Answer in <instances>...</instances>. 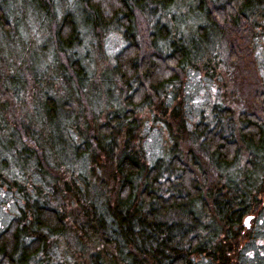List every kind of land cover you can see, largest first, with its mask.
<instances>
[{
  "label": "trees",
  "instance_id": "trees-1",
  "mask_svg": "<svg viewBox=\"0 0 264 264\" xmlns=\"http://www.w3.org/2000/svg\"><path fill=\"white\" fill-rule=\"evenodd\" d=\"M35 21L76 94L3 89L0 264H264V0H0L2 88Z\"/></svg>",
  "mask_w": 264,
  "mask_h": 264
},
{
  "label": "rangeland",
  "instance_id": "rangeland-1",
  "mask_svg": "<svg viewBox=\"0 0 264 264\" xmlns=\"http://www.w3.org/2000/svg\"><path fill=\"white\" fill-rule=\"evenodd\" d=\"M35 25L36 26L30 27V31L28 30L26 34L22 36V44L21 42H14L15 46L13 48L19 50L17 54L20 55L21 53H23L17 60V68L15 69V74H17L18 77L17 82L15 81L16 83L12 85H10L8 82L7 84L5 83L4 86H6V88H4V86L3 88L0 86V97L1 95H3V89L7 88L9 89L10 94H13V89L15 90L17 88H20L26 89V92L29 91L28 95L36 94L37 97L38 93H40L41 95L44 94L43 91H41L42 89L45 90L46 94H51L54 90H68L70 91V93L76 94L75 84L69 83L67 85L65 83L62 69H56L55 66H46V60L44 61V55L46 54L44 52L46 34L42 32V30H47L48 27L47 24L39 26L36 21ZM122 42L123 41L118 36L111 35L108 40V51L113 53L116 52L124 45L122 44ZM23 70L26 71L27 82L23 77ZM247 71H249L248 75L252 77V73L254 70L248 69ZM91 74L92 76H94V73L92 71ZM37 77L43 79H41V81H37ZM191 77L192 78L189 79V83L195 87L194 92L197 94L195 101L197 102L198 100L200 104L198 102L197 104H199V106H202V104H205L206 100L210 97L209 91L204 86L206 78L203 79L202 76L200 77L196 74L191 75ZM38 102V98L36 103L32 102L29 99H26V101L23 102L25 116L32 122H35V120L32 116V113L30 112V109L33 108L35 110L42 111L45 108V105L43 106V103ZM60 122L61 120L52 123L50 121H40L39 123H37V125L39 126L45 137V134H48L47 129L50 128L51 125L55 126ZM148 140L151 142V144L155 142V138L151 136L148 138ZM53 142H55V145L57 144L56 146H60L63 144L62 141L59 140L58 136H56ZM0 196H3V194H0ZM2 200H5V198H3ZM11 216L12 214L10 210L6 209L5 206H0V226H5ZM246 221L248 227H250L251 220ZM262 229L264 230V225L262 226Z\"/></svg>",
  "mask_w": 264,
  "mask_h": 264
}]
</instances>
